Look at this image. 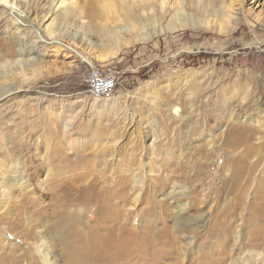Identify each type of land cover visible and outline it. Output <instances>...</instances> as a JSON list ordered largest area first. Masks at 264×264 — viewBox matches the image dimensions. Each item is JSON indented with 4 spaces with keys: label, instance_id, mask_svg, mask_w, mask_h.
Here are the masks:
<instances>
[{
    "label": "rangeland",
    "instance_id": "1",
    "mask_svg": "<svg viewBox=\"0 0 264 264\" xmlns=\"http://www.w3.org/2000/svg\"><path fill=\"white\" fill-rule=\"evenodd\" d=\"M60 1L70 11L44 25L55 42L21 63L0 9V93L13 89L0 97V181L15 184L5 199L0 187V264H45L43 225L55 264H113L87 256L113 222L82 202L86 187L158 264H264V0H224V17L210 0H168L141 29L121 0ZM91 66L119 77L113 97L87 93ZM238 125L253 136L236 143Z\"/></svg>",
    "mask_w": 264,
    "mask_h": 264
},
{
    "label": "bare ground",
    "instance_id": "2",
    "mask_svg": "<svg viewBox=\"0 0 264 264\" xmlns=\"http://www.w3.org/2000/svg\"><path fill=\"white\" fill-rule=\"evenodd\" d=\"M102 1L103 0H90L89 3L91 5H93V8L91 7L93 10L100 11L98 9V6L100 5V2H102ZM223 3H224V0H210L208 3H205V5L209 8H210V5H212L210 8V9H212V11L216 8H219L221 11H218V12H220L221 15L224 17L225 11H222ZM120 4H121V8L125 9V11H127L126 14L129 16V19L132 20V26L141 29V27L143 26L145 21L153 20L152 16H151L152 18L148 17V15L150 16V14H151L150 11H153V12L154 11H163L165 9L166 5L169 3H168V0H163L162 6L160 9L158 8V0H121ZM112 5H110V6H112ZM0 9L2 10L1 12L3 14H5L6 17L9 18L10 24L13 25V27L15 29L14 34H16V37L13 36L14 37L13 41H14L15 45L17 46L16 51H15L16 55L14 56L13 59L8 58L9 55L7 56L6 52H5L6 54H3V52L0 50V70L1 71L3 68H6V66L9 65V62L11 60L14 63L23 62V60L27 59L26 58L27 54L29 55L28 56L29 61L30 60L34 61L35 57L33 54L36 53L37 47L43 46V43H54L55 42L54 37L47 36L44 34L45 29H46V27H44V25L50 19H52V16L54 15L55 11H70L69 8L65 7V3L63 1H60V0H56V1H54V0L53 1H51V0H0ZM39 10H44L45 14L43 16V19H44L43 22L37 24L35 19L37 16H39V12H40ZM131 11H135L136 14H135V12L132 13ZM166 11H169V10H166ZM145 13L148 15H146ZM170 13L171 12H167L168 15ZM144 14L147 16V18L145 17ZM186 18L189 19L188 17H186ZM128 22H130V21H128ZM186 27H187V25H186ZM26 32H30L33 35V37H32L33 39H31L32 45H30L28 42L24 41L26 34L23 35V33H26ZM159 32L160 31H158V30L157 31L153 30L150 33V35L148 36V38H146V39L153 38ZM119 42H121V40ZM120 44H122V42ZM30 56H32V57H30ZM12 91H13V89H7L6 91H3L2 93H0V97H4L7 94H12ZM234 114H235V112H234ZM228 133L231 134L230 137H234V140L236 143H238L240 141H244L245 138H248L246 136V134H249L246 126H244V125L234 126L233 128L231 127L230 129H228ZM252 134L253 133H250L249 135L253 136ZM261 146L263 147L264 145H261ZM17 170L18 169L14 168V170L11 171V172H13L11 174L17 173L18 172ZM19 174H21V173H19ZM246 174H248V173H246ZM250 175H251V173H250ZM12 177H13V175H12ZM21 181H18L19 183H17L19 186L24 185L23 181L22 182ZM5 183H8V185H10V187L6 188L5 189L6 191H4L3 196H2V198H4V199H5L6 194H8L10 192L11 188L13 186H15L13 181L7 182V181H5V177H3V179L0 181V187L3 186ZM121 187H125L124 183H122ZM87 188L88 187L83 189L81 192L82 202H85L86 204L87 203H89V204L90 203H94V204L97 203L96 207H97L98 213L104 214L101 216V218H104V219H107V221L110 220L113 222L112 225L110 224L111 226L109 225L110 227H109L108 232L104 235H100L99 237H97L94 240V243H92V245H90L89 248H87V256L90 259L96 260L97 263H100L102 261L106 262V260L107 261L109 260L113 264H119V263H122V264H144L143 261L147 262V264H158L160 257L165 256V255L154 254V252H152L148 249V246H146L145 242H143V240H141V238L139 236H137L135 233L133 236H130L131 235L130 234L129 236L122 237L121 234L123 233V231H125V229H124L125 226L123 223L124 222L123 216L118 211L114 210V207H111V208L107 207L106 208L104 206V204H102V200L99 197L100 195L93 192L94 187H90V189H87ZM244 189L245 188H242L240 196H238L239 197L238 201L242 200V198H243L242 196L244 195L243 194ZM117 193H114V194H117ZM171 193H173V192L169 191L168 195H170ZM174 193H176V191H174ZM39 229H40V227H39ZM45 230H46V228L43 225L42 230L40 232L41 238L40 239H37V238L34 239L33 245L35 246L34 248L37 249V255L39 256L40 259H42L45 262V264H55V260L57 258V255H56V253H54V250L52 249L53 243L51 242V238L48 236V234L46 233ZM92 234H93V230L91 228L90 229L88 228L86 235L89 237ZM238 239H239V234L237 233V235L235 237V240H236L235 243H237ZM191 241H192V237H189V243ZM76 250H74V251H76ZM81 250H82V248L78 247V251L82 252ZM88 252H91L92 255L89 254ZM155 252H157V251H155ZM250 254H252V253H250ZM136 257H138V258H136ZM149 258H151V260H152L151 262H148ZM124 259H127V260L124 261Z\"/></svg>",
    "mask_w": 264,
    "mask_h": 264
},
{
    "label": "built area",
    "instance_id": "3",
    "mask_svg": "<svg viewBox=\"0 0 264 264\" xmlns=\"http://www.w3.org/2000/svg\"><path fill=\"white\" fill-rule=\"evenodd\" d=\"M119 77L113 72H106L99 67L87 69L85 78L87 93L96 98L108 99L114 96Z\"/></svg>",
    "mask_w": 264,
    "mask_h": 264
}]
</instances>
